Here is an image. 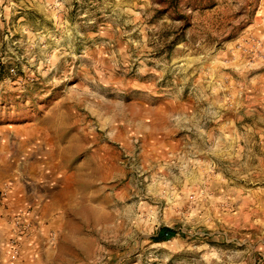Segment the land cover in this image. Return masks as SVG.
Returning <instances> with one entry per match:
<instances>
[{
  "label": "rangeland",
  "instance_id": "obj_1",
  "mask_svg": "<svg viewBox=\"0 0 264 264\" xmlns=\"http://www.w3.org/2000/svg\"><path fill=\"white\" fill-rule=\"evenodd\" d=\"M8 190L60 264H264V0H0Z\"/></svg>",
  "mask_w": 264,
  "mask_h": 264
},
{
  "label": "crops",
  "instance_id": "obj_2",
  "mask_svg": "<svg viewBox=\"0 0 264 264\" xmlns=\"http://www.w3.org/2000/svg\"><path fill=\"white\" fill-rule=\"evenodd\" d=\"M15 192L8 190L0 206V264H60L57 244L60 235L53 234L59 220H18L25 231L13 232L8 220L14 206ZM52 237V238H51Z\"/></svg>",
  "mask_w": 264,
  "mask_h": 264
},
{
  "label": "trees",
  "instance_id": "obj_3",
  "mask_svg": "<svg viewBox=\"0 0 264 264\" xmlns=\"http://www.w3.org/2000/svg\"><path fill=\"white\" fill-rule=\"evenodd\" d=\"M173 235H174V232L171 229L161 227L157 230L152 240L153 242H162V241H166L170 239L171 237H173Z\"/></svg>",
  "mask_w": 264,
  "mask_h": 264
}]
</instances>
